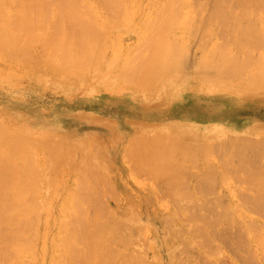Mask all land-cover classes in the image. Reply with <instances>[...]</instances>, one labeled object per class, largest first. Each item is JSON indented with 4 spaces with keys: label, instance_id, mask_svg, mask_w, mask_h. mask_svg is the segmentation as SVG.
<instances>
[{
    "label": "bare ground",
    "instance_id": "bare-ground-1",
    "mask_svg": "<svg viewBox=\"0 0 264 264\" xmlns=\"http://www.w3.org/2000/svg\"><path fill=\"white\" fill-rule=\"evenodd\" d=\"M190 1L96 0V5L94 0H0L1 20H5L3 15L8 17L7 20L10 19V16H14L12 12L8 13L9 8H5L7 4H15L14 7L18 9V14H15L16 17L11 18L13 21L8 20L12 21L13 25L15 24L14 27L10 28L12 26L10 22L11 26L8 27L7 20V24L3 25V30L0 32V50L5 51L8 56L17 57L22 54L20 56L22 58L26 54L25 56L27 57L29 55L31 58H37L38 62L33 59V61L37 62V66L44 64L47 65L45 67L55 70L59 66H66L68 68L67 71L57 77L65 84L76 83L83 79L86 82H90L92 79H96V76L102 75L101 72L105 68V71L110 70L113 66L108 67L109 64L123 57L122 60L124 62H122L124 64L121 63V65L123 64L124 67L120 65L119 69H115L118 66L113 62L116 66L114 70L105 73L112 74L110 80L113 81L109 83L112 84L114 92L117 95L120 94V98L127 99L126 101L128 102H125V106L130 105L134 109L131 114L134 112V114H139L141 117H138V119L127 117V122L136 123L138 126L133 129L131 133L133 135L129 138L130 142L125 149V144L122 143L124 146L121 147L125 151L123 150L124 155L121 154V157L123 155L126 162H128L126 164L129 165V169L131 168L133 172L132 179L136 180V175H144V173L148 175L149 179L156 176L160 179L161 187L166 195L172 196L177 193L175 196H178L180 192L182 195L181 199L188 198L184 195V192L175 189L177 188L176 185L183 180L185 181L184 173H182L184 172L183 164L186 160L191 159L196 163L202 156H206L208 147L211 146L208 143L209 140L213 138L226 141L230 134H239L247 131L264 132L263 121H251L248 118H240L238 113H236L251 101H260L264 98V60L255 61H259L258 64H260L258 66L259 75L255 74L256 79L257 76L259 78L261 75L259 80H255L254 75H251L254 78L249 76L252 71V64L250 65L249 62L251 58H254L253 56L249 58L247 64L244 63L245 57H243L244 62L236 58L231 60L233 56L239 57L237 53L235 55V52H232L230 54L233 56L229 55L231 59L226 58L228 60L225 61L222 55L225 56L227 52L225 53L224 49L221 48L220 50H223V54L217 55L220 52L218 48V52L212 53V59L210 57L211 61L208 60V62L206 60L208 58L207 55L211 54L209 52L210 48L206 51L207 58L204 57L205 54H202L205 58L203 59L205 61L203 64L206 65L208 72L205 71L203 64L200 67L197 65L198 59L197 62H193L189 66L187 59L189 57H184L183 51L178 49L179 47L175 43L176 40H173V35L176 29L178 30L181 24L180 17L183 13H186L185 7ZM220 2L221 0H211V7L207 12L209 13L208 15H214L216 19L222 20L219 23H222L223 26L235 23L236 26L234 27L236 30L244 31V33L241 32L244 36L247 33V39L251 37L253 41L255 40L258 43L260 40L259 34L262 33L263 35L264 33V0H238L239 7H229L227 9L221 8ZM79 5L82 9H79ZM75 11H78V13ZM206 11L204 12L206 13ZM42 16L43 21L45 17L47 21L51 20L48 23L47 21L43 22ZM48 17L50 18L48 19ZM145 17L147 18L146 21ZM207 19L211 22L214 20L212 17ZM1 20L0 22H2ZM52 22H54L53 25ZM143 22V25H146L145 28L143 25L141 26ZM49 23L52 25L51 27H55L52 30L49 26L50 31L53 32L48 33L50 39L48 37L46 38L49 40L44 38L47 40L44 43L41 38L43 35H41V31L45 30L47 28L45 25ZM202 23L205 24L206 22L202 21ZM197 26L200 27L199 24ZM206 26L201 24L202 33L210 31L209 26ZM43 27L45 29H42ZM115 29H119L124 33H135L139 36V39L141 35V39L129 49L118 48L116 51L115 40H118L121 35L115 36L113 33ZM195 29L200 30L198 27H195ZM195 29L194 31L197 32ZM232 32H235V30L230 33ZM238 33L236 36L234 33L230 37L233 35L237 37ZM205 34L209 36L210 33ZM43 36L45 37V35ZM39 37L44 43L42 45V41H40L41 48L36 45ZM209 39L210 36L205 40V45L199 42L200 47L202 46L201 44H203L202 47L206 46ZM211 39L213 41L212 36ZM232 39L234 38L232 37ZM263 40L262 38L259 42ZM199 41H201L200 38ZM236 41L239 42L234 40V42ZM249 41L251 39L247 42ZM237 42L234 45L237 47L238 45L241 46V43L236 45ZM245 43L243 44L242 42L244 46L246 45V47L243 46L244 49L247 48L246 50H251V52L254 49L255 51V44L253 46L255 48L251 46L252 49H250V47H247L248 44ZM262 44H264V41ZM211 45L207 47H211ZM237 52L239 53L240 50ZM214 54L217 57L219 56V58L214 59ZM245 55H248V52ZM249 55L251 56V54ZM261 55L264 57V53H261ZM109 56L113 59L112 62L108 58ZM200 58L202 59V56ZM200 58L199 60H201ZM27 59L29 60L30 58ZM189 59V62H191V58ZM23 60L26 59L24 58ZM203 60L201 61L203 62ZM222 60L226 64L220 63ZM247 60L246 58V62ZM85 65L88 72L84 71L85 73L82 74V72V75L79 73L80 75L77 77L73 71L78 70L77 68L80 66L84 68ZM224 65L225 68H222ZM70 67H73L72 71H70ZM61 70L62 68H60ZM224 72L225 75H227L226 73H232L236 79H248L251 77L255 81L252 80L244 87L234 85L236 86L235 89L231 88L232 85L227 87L221 81ZM57 73L54 71L52 76ZM191 83L196 84L198 89L207 85L208 93L206 92L199 95V97L192 98V95H187L188 93L184 90ZM102 84L107 85L105 82H102ZM230 89L240 91L242 99L229 96L228 91H231ZM116 93H113V96ZM211 96H215L219 100L222 98L220 102L214 105L212 111H210V108L201 107L203 101L207 102ZM151 108L166 109L164 114L162 110V113L158 115L164 121L153 117L150 118L147 113ZM81 114L82 118L91 126L107 128L108 130L112 129L110 125L113 124V120L106 116L93 113ZM39 126L25 124L15 116H0V264L4 263V261H6L5 264H19V261V263H16L17 260H22L27 254L35 255V253L43 256V258L49 256V264H138V260L142 261L143 259L137 256L139 251L135 246H131V249L128 250L129 252L127 251L126 253L120 248H115L118 246L111 249L107 245L111 232L118 229L115 227H113L115 229L112 228L113 230L109 229L108 227L112 223L108 224V229L105 228L106 226L104 227L105 224L110 223L112 219L117 220L118 217L111 213L105 202H100L102 197L106 196L105 198L109 199L106 194L102 196L105 191H101V188H107L105 187L107 183L105 185L103 183V187H100V184L97 183L99 175L106 174L108 176V173H111L107 161L112 163L109 157L112 154L103 150V146L107 142L101 141L104 142V145L99 144V148L96 146L98 152L96 150L97 153H93L94 157L91 158V163L85 162L87 160L90 161V158L88 159L89 154L87 155L89 153L88 147H86L88 148L86 149L87 153L83 152L88 157H86L85 161L79 162L81 166L77 161V165L73 161L77 159V148L81 146V141L85 142L84 140L88 141L94 137L100 138L102 131L88 132L81 138L79 135H71V133H67L66 135L68 136L62 135L53 126L49 130L40 129ZM33 130H39L42 133ZM111 132L112 135L110 136L118 140L117 138L120 136H116V138L113 135L115 133ZM43 137L47 139L45 144ZM90 140L88 143H90ZM100 140L103 139L100 138ZM95 143H93V147ZM87 145L89 146V144ZM42 154L44 155L43 160L39 156ZM81 159L84 160L83 158ZM92 161L95 162L93 165ZM84 162L85 166L83 165V167L82 163ZM88 164H91V166ZM229 165V163H226L224 168H228ZM106 175L105 178H100L103 182L107 179ZM135 176L136 179L134 178ZM215 178L216 176L212 173L208 175L210 181L215 180ZM69 182L74 184V194L71 192L62 196L64 191L61 194L56 191L55 188L71 190V187L67 185H59L60 183L70 185ZM261 182H263L262 185L264 186L263 179H261ZM111 187H109V190L107 188V191H110L112 194L111 198H113L117 194ZM113 191H115L114 195ZM114 198L115 200L118 199L116 196ZM57 200L62 201L61 205H58ZM178 200L180 201V196ZM96 204L97 206L99 204L101 209L96 207L97 209L94 212L91 208L95 207ZM103 207L105 210L107 209L108 213L105 212ZM130 208L132 209L131 206ZM100 210H103L106 216L99 212ZM102 218L103 221L106 220L104 225L101 222ZM121 218L127 219L126 214H121ZM260 220L258 219V221ZM141 226L148 232L143 222L142 224L140 223ZM256 226L255 230L258 232L257 239L260 242L261 251H259L258 247H255V251L256 253L258 252L257 257H259L261 264H264V234L261 233L264 230V222ZM55 228L58 233L53 232ZM106 229L108 230L107 232L109 230L112 231L108 234ZM118 230L120 232L123 229ZM60 231H63L64 234H60ZM128 231L129 234L126 235L130 239L134 229L129 228ZM105 232L109 235L107 236L108 240L105 239ZM113 236L117 237L115 233ZM249 236L250 241L254 244V237L252 235ZM119 238L117 240L120 244L124 238L121 237L123 238L122 240ZM114 242L115 240L112 243L114 244ZM37 251L39 252L38 254ZM25 258L22 260L23 262L30 259L26 258L25 260ZM35 258L36 260L38 259L37 256ZM114 258H120L121 260H114Z\"/></svg>",
    "mask_w": 264,
    "mask_h": 264
},
{
    "label": "rangeland",
    "instance_id": "rangeland-1",
    "mask_svg": "<svg viewBox=\"0 0 264 264\" xmlns=\"http://www.w3.org/2000/svg\"><path fill=\"white\" fill-rule=\"evenodd\" d=\"M94 2L96 3V0H94ZM14 5L7 4L5 6V8H9L8 13L10 14L12 12V15H14L10 16V19L8 20H12L16 17L15 14H18V9L15 8ZM220 6L224 9H227L229 7H239L238 0H221ZM210 7L211 0H191L188 4H186V13H183V15H181L180 17L181 24L179 25L178 30L176 29V31L174 32L173 40H176L175 43L179 47L178 49L183 51L184 57L186 56L187 58L188 56L189 58H191V62H189L190 59L187 58L189 66L193 62H197V59V65H199V67L200 65L205 63L203 59L208 57L206 62H208V60L211 61V56H213L212 53H215L218 48L219 50L221 48L224 49V52H227L228 55H226L227 53L225 54V56L222 55L223 50H220V52L217 51L218 53H216L217 55H220V53H222V58L225 61L231 59L229 58V55H232L230 54L232 52H235V55L237 53L239 57L232 55L234 58L231 56V60L236 58L244 62L243 57H245L244 63L247 64L249 62V58L253 56L254 58H251L249 62L250 65L252 64V71L250 72L249 76H255L256 73L257 75H259L258 66L260 64H258L259 61H255L259 59L264 60V57L261 55V53H264V44H262L264 40L259 42L260 40H262V38L264 39V33L262 35V33L260 32V40L258 41V43L255 40L254 42L253 38L251 37H248L247 39V33H245L246 35L244 36V31H238L235 29V23V25L229 23L228 26H223L222 23H219L220 19H216L214 15H208L209 13L207 12L210 10ZM79 9H82V7L80 6ZM204 11H206V13ZM75 12L78 13V11ZM3 16L5 20L2 18L4 20L3 23V20L0 19L2 21L0 22L2 23L0 26L2 27L0 28V32L3 30L4 24L6 25L8 23V27L12 25L10 28L14 27L15 25L12 24L13 20L11 21V23L7 20L8 17L6 15ZM43 16L41 17L42 21ZM206 17L209 19L210 17H212L214 20L212 19L213 21L211 22ZM49 18L50 17H48V19ZM16 19L14 20L17 21ZM44 19L45 20L43 22H46L47 18L45 17ZM135 19L137 20L136 17ZM146 19L147 18L145 17V21ZM49 20L47 21V23L49 22ZM202 21L206 23L203 24ZM9 22L11 23V25L9 24ZM144 22L141 24V26L144 24ZM53 24L54 22H52V25ZM145 24L147 25L146 22ZM198 24L200 25V27L197 26ZM201 24L202 26H206L207 24L206 27L209 26L210 31L208 32L206 30L207 32L202 33L203 29L201 27ZM47 25H45L47 27L46 29H49L46 30L45 27H43L42 29H45L46 31H41V35H45V37L43 35L41 37L44 40V43L45 41L50 39L48 33H52L53 31L50 30H54L55 27H51L52 25L50 23ZM146 25H143V27L145 28ZM49 26L51 27V29ZM195 27L200 28V30L195 29ZM194 29L197 30V32H195ZM234 30L235 32L230 33ZM43 31L45 32L43 33ZM237 32H239L238 36L235 37ZM113 33L115 36L121 35L118 40H115L116 51L118 50V48L129 49L133 45L137 44L141 39V35L139 39V36L135 33H124L119 29H115ZM205 33H210V39L212 36L213 41L212 39H209L206 43V46L202 47L203 44L205 45V40H207L209 37L208 34ZM232 34H234L235 36L233 35L230 37V35ZM243 36L245 39L243 38ZM46 37H48L49 39ZM232 37L234 39H232ZM240 37L242 38L240 39ZM41 38H37L38 44L36 43V45L39 48H41L40 41H42V45L44 44ZM44 38L47 40H45ZM199 38L201 41H199ZM246 39L247 41L251 39L253 43L251 44V41H249L250 43L247 42ZM234 40L239 41H236V45L241 43V46L238 45V47L240 48L234 45L236 43L234 42ZM199 42L203 43L201 44V47L199 45ZM242 42L243 44L246 42L245 44H248L247 47H250V49H252L255 44L256 48L253 47L255 48V51L254 49H252V52L251 50H246L247 48L244 49L246 45L244 46ZM209 43L210 45L212 44V48L207 47L210 46ZM259 43H261L262 45ZM209 48V52H211V54H209L208 52L209 55H207L206 57V51H208ZM238 50H240L239 53L237 52ZM247 52L248 55H245L247 54ZM0 54V116H15L25 124H29L31 126L40 125L39 128L43 130H49L53 126V128L56 127L57 132L62 135L71 133V135H79L81 138L85 133L102 131L101 135H99L103 140H100V138L98 137H94L91 138V140L89 139L90 143H88L89 140H84L85 142L81 141L82 144L80 143L81 146L77 148L76 153L78 160H72L77 165L79 162L85 161L86 157H88L87 155L89 154L88 159L90 158V161L87 160L85 162L91 163V158L94 157L93 153L98 152L97 148H99V144L103 146L104 142H107L106 145L103 146V150L104 152L112 154L109 156L112 163H108V161L106 160L112 174L108 173V176L105 174L107 179H105L104 182L100 178H105V175H99V177H97V183L100 184V187H103V183L104 185L105 183H107L105 187H107L108 190L109 187L113 185L112 187L116 191L115 194H117L115 196L118 199L115 200V196L111 198L112 194L110 193V191H107V188L103 187L101 188V191H105V193H103L102 196H105L106 194L108 196L107 198L109 199H106L105 196L104 198L102 197L103 201L101 200L100 202H105V204H107V206L109 207L111 213L113 215L115 214L118 219L113 220L111 218L112 220L110 221V223L104 225V223H106L105 219L107 218L105 217V221H103V217L101 222H103L104 227L106 226L105 228H107L108 224L112 223L110 227H108L109 229H112L113 227L120 230L123 229L122 231L118 232V229L113 228L116 231L113 232L117 237L113 236L114 233L111 232L113 229L111 231L109 230V232H107L108 228L106 229V232L108 234L111 232L110 236L115 240L113 244L112 242L114 240L110 237L111 240L109 238V243L106 241L108 243H106L108 247L113 249V247L118 246L115 248H120L127 253V251L131 249V246H135L139 251L137 253V256H140L143 259L142 261L138 260V264H261L259 257H257L258 252L256 253L255 251V247H258L259 251H261V245H259L260 242L257 239L258 232L255 229L257 227L256 225L264 222V186L262 185L263 182H261V179H263L264 181V132L247 131L239 134H230V137L226 138V141L213 138L209 140L208 143H210L211 146L208 147L206 156H202L196 163L191 159L186 160L183 164L184 172L182 173H184L185 181H181L180 184L176 185L177 188L175 189L184 192V195H186L188 198H184L185 200L183 198L181 199L182 195L180 192V195L178 194V196H175V194L177 195V193L174 192L175 194L172 195V197L171 195H166L163 192L160 179L156 176L149 179L147 177L148 175L144 173V175H136L137 179L136 176L134 177L136 180L132 179L131 177L133 176V172L131 168L129 169V165H127L128 162H126L125 157H123V152L125 151L124 149L130 142L129 138H131V136L133 135L131 133L133 132V129L138 126L136 125V123L133 124V122H127V117L130 119H138V117H141V115L134 114V112L131 114V111L134 109L130 105L125 106V102H128L126 101L127 99H124L123 97V99L120 98V94L117 95V93L114 92L112 84L109 83L110 81H113L110 80L112 78V74L110 75V73H107L113 71L116 66L118 67H116L115 69H119L121 63L124 62L122 60L123 57L119 58L116 61H113L116 66L112 62L113 59H111L110 56L108 57L113 64H109L108 67H113L110 68V70H108L107 68L108 71H105V68L101 72L102 75L104 74V78L102 75H99L100 77L94 76L96 79H92V81L90 82H86L83 79L76 83L65 84L60 79H57V77L67 71L68 68L66 66V68L64 66H59L57 68L58 70H55L53 68L45 67L47 65L44 64L40 65L41 67L37 66V58H31V56L29 55L27 57L25 56L26 54L22 56V58L24 57L26 60H23L24 58H20L22 54H19L17 57H13L8 56V54L2 50H0ZM202 54H205V58ZM240 54L242 57L240 56ZM249 54H251V56ZM259 54L261 58H259ZM214 55V59L219 58V56L217 57L216 54ZM201 56L202 59L200 58ZM4 57L7 59H5ZM210 57L211 59H209ZM27 58H30V61ZM199 58L203 60V62L199 60ZM246 58L248 59L247 62ZM33 59H35L37 62L33 61ZM33 63L36 65H34ZM220 63L226 64V62H224L223 60ZM204 66L206 69V65ZM60 68H62V72L60 71ZM84 68L80 66L77 68L78 70H75L76 72H73L77 77H79L82 72V74H84L86 71L88 72L87 66L85 69ZM222 68H225V65ZM51 69L56 71V73L58 71L60 72L52 76L54 71L52 72ZM202 69L204 70V68ZM72 70L73 67L70 69V71ZM205 71L208 72L207 69ZM226 74H229V76L225 75L224 72V76L221 81L223 82V84H226L227 87H230V85H232L231 88L234 89L236 88V86L244 87L248 83L252 82V80H259L261 78L260 75L259 78L257 76V79L256 76L255 78L251 76L254 79L249 76L248 79H236L233 77L232 73ZM231 75L233 78L231 77ZM102 82H105L107 85L102 84ZM184 90L188 93L187 95H192V98H196L199 97V95L206 93L208 88L207 85H205L198 89L196 84L191 83L187 85V88H185ZM230 90L231 91H228V93L230 94L229 96L242 99V94H240V91H233L232 89ZM113 93L116 94L113 96ZM221 99L222 98H220V100ZM220 100L215 96H211V98L207 100V102L203 101V105L201 107H206V109L210 108V111H212L214 105L220 102ZM162 110L164 114V111L166 109L151 108L147 115L150 118L153 117L164 121L158 116L162 113ZM81 113H93L96 115L108 117L109 119L113 120V124L110 125L112 129L108 130L107 128H99L97 126L89 125L88 122L82 118ZM236 113H238V116L240 118H248L251 119V121L258 120L259 122H264V98L260 101H251L247 106L238 110ZM33 131L42 133L39 130ZM111 131L115 133L113 134L115 137L120 136L118 138L116 137L118 140L114 139L113 136H110L112 135ZM43 138L45 144L47 139L46 137ZM96 139H98L99 142ZM94 141L98 143H95ZM92 142L95 143L94 147ZM122 143H124L125 146ZM87 144H89V146ZM121 146H124V149ZM86 147H88L89 149ZM86 149H88L89 153H87ZM83 152L87 153V155ZM90 153L92 154L90 155ZM121 154H123L122 157ZM39 156L40 159L43 160L44 155L42 154ZM81 158H83L84 160H82ZM85 162L82 163V166L85 164ZM93 163L95 162L92 161V165ZM226 163L230 164L228 168H224ZM79 165L81 166V163H79ZM89 166H91V164ZM86 168L88 167L86 166ZM225 169L227 170L225 171ZM210 173L216 176L215 180L210 181L208 179V175ZM69 184L70 185L60 183L59 185H67L71 187V190H63V188L55 189L59 194L64 191L62 196L71 192L74 194V184H72V182H69ZM115 191L112 192L113 195ZM173 191L175 190L173 189ZM179 196L180 201L178 200ZM174 199L178 203L175 202ZM61 202L62 201L57 200V203H59L58 205H61ZM130 206L132 207V209L130 208ZM96 207L98 209H101L100 205L98 204L97 206L96 204L95 207L91 208L92 211L96 210ZM99 212L103 213V215L106 216L103 210H100ZM105 212L108 213L107 209L105 210ZM121 214H126L127 219L121 218ZM258 219L261 220L258 221ZM142 222L143 225L146 226L145 228H147L148 232H146V229H144L143 226L140 227V223L142 224ZM129 228L134 229L133 235L130 237V239L128 238L129 236L126 235L129 234ZM53 232L58 233V230H56L55 228ZM59 233L62 235L64 234L63 231H60ZM107 233L105 239L108 240L107 236L109 235ZM122 233H124V235H122ZM261 233L264 234V230H262ZM249 235H252L254 237V244H252V242L250 241ZM118 237L124 238V240H122L123 238H119L120 240H122V242L120 241V244L117 240ZM125 238L126 240L129 239L130 241H126ZM38 253L39 252L37 251V254ZM117 254L119 253L117 252ZM26 256V258L30 259L23 262L22 260H24L25 258L23 257L22 260H17L16 263L20 262L19 264H49L50 261L49 256L43 258V256L36 255V253L35 255L27 254ZM36 256L38 258L37 260L35 258ZM138 259L140 258L138 257ZM114 260L121 259L114 258ZM143 261L144 263H142ZM5 262L6 261H4V263L2 262V264H5Z\"/></svg>",
    "mask_w": 264,
    "mask_h": 264
}]
</instances>
